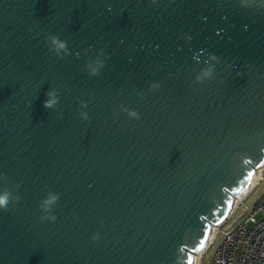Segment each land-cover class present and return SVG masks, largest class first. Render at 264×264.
Segmentation results:
<instances>
[{
  "label": "water",
  "instance_id": "water-1",
  "mask_svg": "<svg viewBox=\"0 0 264 264\" xmlns=\"http://www.w3.org/2000/svg\"><path fill=\"white\" fill-rule=\"evenodd\" d=\"M263 163L261 0H0V264H193Z\"/></svg>",
  "mask_w": 264,
  "mask_h": 264
},
{
  "label": "built area",
  "instance_id": "built-area-1",
  "mask_svg": "<svg viewBox=\"0 0 264 264\" xmlns=\"http://www.w3.org/2000/svg\"><path fill=\"white\" fill-rule=\"evenodd\" d=\"M197 264H264V193L256 206L240 202L234 208L216 230Z\"/></svg>",
  "mask_w": 264,
  "mask_h": 264
},
{
  "label": "bare ground",
  "instance_id": "bare-ground-1",
  "mask_svg": "<svg viewBox=\"0 0 264 264\" xmlns=\"http://www.w3.org/2000/svg\"><path fill=\"white\" fill-rule=\"evenodd\" d=\"M262 167H264V163L261 166H259L258 168H256L255 175H254L253 179L251 180V182L248 184V186L245 188V190L240 195H238L235 198L234 205H233L232 209L230 210V212L227 214L226 218L220 224H218V225H216V226H214L212 228V232H211V235H210L208 241L206 242L204 247L195 254L193 264H197L198 263L199 258L206 251V249L208 248V246H209V244H210V242H211L216 230L218 229V227L232 214V212L234 211V208L242 201V199L246 196V194L248 192H250V190L254 187V185L256 183H258V181L261 178L260 177V172H261Z\"/></svg>",
  "mask_w": 264,
  "mask_h": 264
},
{
  "label": "rangeland",
  "instance_id": "rangeland-1",
  "mask_svg": "<svg viewBox=\"0 0 264 264\" xmlns=\"http://www.w3.org/2000/svg\"><path fill=\"white\" fill-rule=\"evenodd\" d=\"M260 180L258 183L254 185V187L246 194V196L242 199L241 203L246 206H256L263 200V193H264V167H262L261 172H260ZM242 214V212H239ZM238 214V215H240ZM237 215V217H238ZM234 220H236V218ZM233 220V221H234ZM232 221V222H233ZM212 249H210L207 252V255L204 256L203 260L205 261L207 259V256L210 254Z\"/></svg>",
  "mask_w": 264,
  "mask_h": 264
},
{
  "label": "clouds",
  "instance_id": "clouds-1",
  "mask_svg": "<svg viewBox=\"0 0 264 264\" xmlns=\"http://www.w3.org/2000/svg\"><path fill=\"white\" fill-rule=\"evenodd\" d=\"M153 2H155V0H153ZM261 3H264V0H261ZM51 43L53 45H55L57 48H62L64 47L63 43L59 42L55 37L51 38ZM95 69H93V73L95 74ZM49 98L45 99L42 101V106L44 108H51L53 103L55 102L54 99H52L51 93L46 94ZM131 115L133 116H137L136 113H131ZM137 119H139V117L137 116ZM53 200L55 199V197L52 198ZM9 201V196L7 194V192L0 194V207L5 206ZM52 202V200L46 201L44 203V205H42V207H47L48 204H50ZM98 238V236H97Z\"/></svg>",
  "mask_w": 264,
  "mask_h": 264
}]
</instances>
